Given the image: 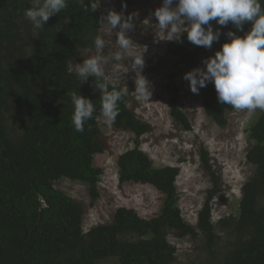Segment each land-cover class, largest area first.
<instances>
[{
	"label": "trees",
	"instance_id": "16d2710c",
	"mask_svg": "<svg viewBox=\"0 0 264 264\" xmlns=\"http://www.w3.org/2000/svg\"><path fill=\"white\" fill-rule=\"evenodd\" d=\"M91 2L96 0H66L61 13L53 15L43 29L34 30L24 15L31 0H0V264H100L110 258L114 264H176L170 233L194 240L197 253L204 257L202 264H264V111L259 109L246 130L251 145L245 161L252 174L243 185L242 197L235 198L234 213L214 222L211 203L222 184L208 164V152L200 151L210 188L192 226L184 221L178 205L179 169L155 167L141 150L140 138L149 127L127 106L124 95L118 101L119 115L109 123L114 131L134 136L132 147L116 157L118 183L151 186L161 195L160 208L154 217L142 219L134 210L120 207L110 222L83 232V207L56 189L54 182L68 179L87 185L91 198H98L103 170L94 165V157L105 149L98 123L100 92L94 90L95 77L80 83L76 71L70 70L78 62L79 51L94 50L95 37L100 35L96 11H84ZM259 2L264 7V0ZM210 23L214 32H220L210 49L189 42L186 32L179 41L166 44L177 70L170 78L188 68H206L203 61L229 42L227 32L243 37L252 26L246 22L239 31L232 23ZM173 91L171 115L190 131ZM70 92L95 106L82 133L73 124ZM203 94L205 115L226 127V116L234 109L218 103L213 82H207Z\"/></svg>",
	"mask_w": 264,
	"mask_h": 264
},
{
	"label": "rangeland",
	"instance_id": "374dc122",
	"mask_svg": "<svg viewBox=\"0 0 264 264\" xmlns=\"http://www.w3.org/2000/svg\"><path fill=\"white\" fill-rule=\"evenodd\" d=\"M178 0H174L175 7ZM96 13L101 18L112 8L124 12L127 17L138 13L134 18V29L127 35L133 40L137 53L143 52L144 67L142 75L150 82L152 95L149 101L138 100L134 93L135 73L131 70V59L123 62L111 61L104 65L105 73L127 87V106L146 124L149 131L141 137L140 148L150 157L155 167L177 166L179 175L176 179L178 205L184 221L192 226L196 223L197 212L206 199L210 188L208 173L200 160L202 149L208 152V164L221 179V193L212 200V218L214 222L220 216L234 213L235 198L239 196L240 185L252 174V167L245 161V151L251 145L246 130L258 115L247 111L229 112L226 116V127L221 128L212 122L203 112V89L193 94L189 82L183 79L185 73L194 68L185 69L182 73L169 77L176 72L171 64L172 57L165 51L166 32L159 29L154 16L156 8L161 7L163 0H133L126 9L118 0H96ZM117 30H112L105 23L101 25L100 37L105 40L103 54L110 56L119 51L116 45ZM160 42V43H159ZM95 55L94 50H84L77 54L78 62ZM162 64V65H161ZM76 65L71 64V70ZM149 68H153L150 70ZM195 68H198L195 67ZM200 68V67H199ZM176 89V107L186 116L191 130L183 129L172 115L171 108ZM105 118L99 117L103 130L104 152L94 157V165L103 170L98 183V198L92 199L87 185L61 179L54 182V187L81 204L84 209L83 230L87 231L98 224L110 222L115 210L125 207L134 210L142 219L154 217L160 208L161 196L149 185L126 183L120 185L116 172L117 155L132 147L133 135L130 132L114 131ZM240 198V196L238 197ZM237 199V198H236ZM168 241L176 248V264H202L204 257L196 251V242L185 238L179 239L173 233ZM114 258L100 264H114Z\"/></svg>",
	"mask_w": 264,
	"mask_h": 264
},
{
	"label": "clouds",
	"instance_id": "9594fccd",
	"mask_svg": "<svg viewBox=\"0 0 264 264\" xmlns=\"http://www.w3.org/2000/svg\"><path fill=\"white\" fill-rule=\"evenodd\" d=\"M173 2L174 0H163L162 6L154 11L159 29L166 32L167 40L170 41H179L181 34L186 32L189 42L210 49L220 36L219 30L213 31L211 21H216L220 26L232 23L239 31H243L244 23L251 22L250 31L243 37L232 31L227 32L229 42L223 43L221 50L203 61L206 68H194L185 73L183 79L189 82L193 94H199L200 88L206 87L209 81L213 82L218 103L229 105L236 111L248 113H254L257 109L264 111V7L259 0H178L175 7ZM66 7V0H31V7L25 9L24 15L34 30L43 29L53 15L61 13ZM97 7L98 4L91 2L84 11H96ZM126 7V4L122 5V8ZM106 11L107 14L101 16L100 23L101 25L107 23L112 30L118 29L115 35L119 51L105 56L103 54L105 40L96 36L95 55L85 58L81 64H76L75 70L80 83L87 82L89 77H95L94 90L100 92L101 114L106 120L104 123L111 127L109 123H114L119 115L118 101L127 94L128 89L121 84L123 89L117 90L116 80L105 73V64L111 61L121 63L130 58V68L135 73L136 98L149 101L152 91L150 82L142 75L143 52H136L133 40L127 35L134 29L133 21L138 13L126 17L123 11L117 12L112 8ZM68 95L74 105L72 120L75 130L82 133L84 122L92 118L95 106L92 100L81 94L70 92ZM173 167L179 169L177 166ZM247 180L248 178L240 185V198ZM238 197L236 198L239 200Z\"/></svg>",
	"mask_w": 264,
	"mask_h": 264
}]
</instances>
